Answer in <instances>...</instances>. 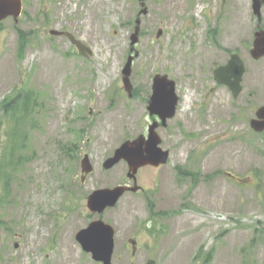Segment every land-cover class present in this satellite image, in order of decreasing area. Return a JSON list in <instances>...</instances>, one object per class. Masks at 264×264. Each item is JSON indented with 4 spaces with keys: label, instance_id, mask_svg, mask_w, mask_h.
<instances>
[{
    "label": "rangeland",
    "instance_id": "rangeland-1",
    "mask_svg": "<svg viewBox=\"0 0 264 264\" xmlns=\"http://www.w3.org/2000/svg\"><path fill=\"white\" fill-rule=\"evenodd\" d=\"M145 5L139 15L138 0H23L17 22L0 21V100L31 88L43 102L29 129L34 156L15 176L2 213L0 264H102L75 238L97 217L115 230L111 264H264V130L249 124L264 105V57L248 52L251 0ZM261 12L264 20V4ZM137 17L135 54L129 42ZM51 29L71 33L91 55ZM232 50L245 64L235 97L213 78ZM130 54L131 96L121 73ZM157 73L174 80L178 95L174 116L156 128L167 162L140 167L136 191L92 213V190L132 185L125 160L109 169L102 163L157 118L146 108ZM74 142L71 156L65 148ZM84 154L92 170L81 181ZM128 238L138 244L133 255Z\"/></svg>",
    "mask_w": 264,
    "mask_h": 264
},
{
    "label": "water",
    "instance_id": "water-1",
    "mask_svg": "<svg viewBox=\"0 0 264 264\" xmlns=\"http://www.w3.org/2000/svg\"><path fill=\"white\" fill-rule=\"evenodd\" d=\"M146 0H138L140 5L139 15L145 14L147 8ZM264 0H252L251 8L256 16H260L261 7ZM22 11L21 0H0V21L11 16L15 22ZM140 18L135 19L133 32L130 34V50H135V45L139 39ZM160 30L157 34H160ZM51 35H63L68 37L75 45L79 54L90 56L91 50L84 42L76 39L67 31L51 29ZM253 58L264 56V30H257L254 33L253 46L250 50ZM136 54V50L134 51ZM133 56L130 54L122 68V83L124 90L131 96L132 85L129 79ZM244 62L237 52H232L228 61L217 66L213 70V78L219 84L227 85L235 97L241 90V78L244 72ZM178 95L175 91V82L167 74H154L151 84V93L148 99L147 110L149 115H156L157 120H152L148 124L146 136L139 134L133 139H126L116 147L111 156L106 158L102 166L109 169L117 162L125 160L128 170L126 176L133 180V185L118 184L112 187H103L92 190L86 197V206L93 212L100 214L107 207H112L126 191H136L139 186L136 183V172L140 167L151 165L157 167L167 162L169 152L159 146L160 137L156 128L165 126L168 119L172 118L176 112ZM250 126L255 131L264 130V105H260L255 110V116L249 121ZM92 170V165L88 154H84L80 160V180L83 181ZM75 238L82 248L91 253L94 260L102 264H111V257L114 248V228L102 218L91 220L86 227L81 228L75 234ZM132 244L131 254L135 253V241L130 239ZM144 264H155V260L148 258Z\"/></svg>",
    "mask_w": 264,
    "mask_h": 264
},
{
    "label": "trees",
    "instance_id": "trees-1",
    "mask_svg": "<svg viewBox=\"0 0 264 264\" xmlns=\"http://www.w3.org/2000/svg\"><path fill=\"white\" fill-rule=\"evenodd\" d=\"M19 35L21 53L27 41L22 33ZM42 105L40 93L31 88L16 89L0 100V224L14 178L34 156L29 129L34 127V114ZM75 145L65 148V152L72 156ZM147 230L152 233L150 228Z\"/></svg>",
    "mask_w": 264,
    "mask_h": 264
},
{
    "label": "flooded vegetation",
    "instance_id": "flooded-vegetation-1",
    "mask_svg": "<svg viewBox=\"0 0 264 264\" xmlns=\"http://www.w3.org/2000/svg\"><path fill=\"white\" fill-rule=\"evenodd\" d=\"M251 4H252V2H251ZM264 4V3H263ZM23 9H24V7H23V0H22V12H23ZM261 11V10H260ZM252 12H253V10H252ZM254 14V13H253ZM256 16V15H255ZM257 30H264V20H263V15H262V12H261V14H260V16L258 17V16H256V24H255V30L253 31V36H252V42H251V47L248 49V52H249V54H250V56L252 57V55H251V52H250V50H251V48H252V46H253V40H254V33L257 31ZM73 45V44H72ZM74 46V45H73ZM74 48L76 49V47L74 46ZM76 51H77V49H76ZM232 52H237L238 53V55L240 56V54H239V52L238 51H236V50H232L230 53H229V58H230V54L232 53ZM78 53V52H77ZM79 54V53H78ZM241 57V56H240ZM261 57H264V56H261ZM228 58V59H229ZM253 58V57H252ZM260 58V57H259ZM241 59H242V57H241ZM255 59V58H254ZM258 59V58H257ZM243 60V59H242ZM228 61V60H227ZM226 61V62H227ZM244 62V61H243ZM244 67H245V64H244ZM244 71H245V69H244ZM244 73V72H243ZM242 76H243V74H242ZM241 80H242V78H241ZM227 88H228V86L227 85H225ZM229 89V88H228ZM148 99H149V97H148ZM153 117H155V116H153ZM154 119H156V118H152V120H154ZM166 150V149H165ZM146 166H151V165H146ZM127 185H129V184H127ZM132 185H133V181H132ZM131 185V186H132ZM141 189V188H140ZM138 190L137 192H141V194L142 195H144L143 193H142V190ZM154 206V204H152V202H149V204H148V210H149V212L150 213H153V209H152V207ZM151 221V220H150ZM154 235H151V239H154ZM130 239H132V240H134L135 241V246H136V249H135V252H136V250H137V248H138V244H137V241H136V239H134V238H128L127 239V242L130 244V253H131V251H132V244H131V242H130ZM153 246V244L152 243H148L147 244V247H148V249L149 248H151ZM125 248L128 250L129 249V247H128V245H126L125 246ZM135 254V253H134Z\"/></svg>",
    "mask_w": 264,
    "mask_h": 264
}]
</instances>
